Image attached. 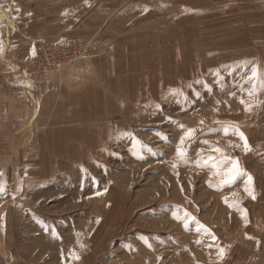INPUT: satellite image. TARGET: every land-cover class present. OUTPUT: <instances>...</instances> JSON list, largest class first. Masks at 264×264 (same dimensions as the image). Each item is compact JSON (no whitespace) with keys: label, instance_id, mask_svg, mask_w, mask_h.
Wrapping results in <instances>:
<instances>
[{"label":"rangeland","instance_id":"1","mask_svg":"<svg viewBox=\"0 0 264 264\" xmlns=\"http://www.w3.org/2000/svg\"><path fill=\"white\" fill-rule=\"evenodd\" d=\"M60 2L65 27L19 26L32 51L22 54L23 44L12 59L2 44L12 11L31 3L0 0L2 67L33 101L25 131L0 154V212L14 219L0 229L14 231L7 244L18 264H264V0L50 5ZM76 5L79 31L69 12ZM40 43L86 52L57 67L29 65ZM110 44L132 56L122 72L106 67ZM69 77L89 93L104 88L118 115L90 119L87 151L57 155L53 139L31 137L28 121L41 110L38 83ZM233 162L247 175L225 183ZM248 175L255 199L245 192Z\"/></svg>","mask_w":264,"mask_h":264},{"label":"crops","instance_id":"2","mask_svg":"<svg viewBox=\"0 0 264 264\" xmlns=\"http://www.w3.org/2000/svg\"><path fill=\"white\" fill-rule=\"evenodd\" d=\"M24 1L31 3L29 6L31 9L23 6L17 13L15 8L18 6L14 7L11 20L7 26V28L9 27L8 36L6 37V41L2 43L4 48L8 47V55L10 58L12 57V59L21 58L22 54H30L32 51V45L30 46L32 43L26 41L24 38H19V26L22 27V25L26 24L27 26L35 28L38 25L51 27V24H62V26H58L60 28L52 27L56 31L59 29L61 30V27H65L64 25L68 22L67 10L65 9L66 6L64 2H60L56 8H53L50 5L51 0H22V2ZM58 6H60V8ZM52 8L62 11L58 12L57 15L56 13H51ZM72 8L73 11L69 12L73 13V22L79 31L77 5ZM28 13H31V15L29 16ZM51 14H53V16L50 18ZM25 18H27L28 21L23 23ZM58 41L60 43H65L62 38L56 39V42ZM26 43L29 44L28 48L25 47V50L21 54L18 50ZM109 51L106 67L114 68L115 66L116 68L117 65L116 70L119 69L121 72L122 69L127 68L125 66L122 67V65L124 62L132 59V56L127 52L126 45H123L120 50L116 49V51L111 47ZM1 54L3 55V53H0V57ZM115 54L119 56L116 58ZM2 66L3 62L0 58V154L6 156L5 154L12 149L11 141L15 138L13 135L25 131L26 120L29 116L30 106H33V101H31L30 104L28 97L25 92H23V87L21 86L22 82L18 75L13 72L12 69L7 70ZM96 69H100L99 64ZM122 75L123 73H121L120 77L117 79V83L119 84H121L120 80L123 78ZM1 82L5 85H1ZM103 89L102 87L97 88V86H94L93 91L89 93L87 88L86 90L83 89L82 78L81 81H73L72 78L69 77L67 80L64 79L55 82L43 81L38 83L36 90L39 94L38 99L41 100V106L39 105L41 110H39L38 113L35 111L34 115H31L32 117L28 121L31 122L30 129L34 127L36 132V134L31 135V137H49L53 139L51 142L52 154L55 152L57 155H60L63 152L69 153L75 151L76 153H81L87 151V145L90 144L86 142L87 135H96L92 130L93 127H91L90 119H93L94 116L111 117L117 114V112H113V108H111V104L116 102V98L114 99L111 96L106 98L103 94ZM88 94H91V96H88ZM125 96L130 99L128 94L125 93ZM106 105H108V107H106ZM39 106L35 108L38 109ZM4 142H6V144H4ZM66 146L68 148H66ZM12 220H14L13 216H8L6 213L0 212V221ZM9 231L11 232L10 235H8ZM0 233L1 264H18V261H16L17 258L13 256L14 253L12 250L14 249L11 248L13 246L7 244V238L11 237L14 231L6 230L5 225L0 229Z\"/></svg>","mask_w":264,"mask_h":264},{"label":"snow or ice","instance_id":"3","mask_svg":"<svg viewBox=\"0 0 264 264\" xmlns=\"http://www.w3.org/2000/svg\"><path fill=\"white\" fill-rule=\"evenodd\" d=\"M15 11L18 13L20 11V9L17 7V8H15ZM28 15L30 16L31 13H28ZM33 55H34V52H33ZM256 77H257V69L253 68L252 69V75H251L250 79L255 80ZM255 90H256L255 89V85H253V89H252V91L249 92V95H252L253 92H255ZM241 103H244V101H241ZM192 131L193 130H188V131L185 132L184 136L181 137L180 145H183L185 139L191 137ZM224 131H225V134H227V129H225ZM238 135H239L240 139L242 141H244L245 152L247 153L248 151H251L252 149L249 146V144H248L246 138L243 136V134L242 133H238ZM213 151L220 152L221 150L219 148H214ZM177 156H179V157H184L185 156V152H183L181 147H179V146L177 147ZM209 159H211V157ZM205 163H207V161H205ZM197 166H199V164ZM174 167H175V165H174ZM225 175L227 176V179L224 182L225 183H232L237 178V176L247 175V174L243 173V171L238 168L236 162H233L232 168L229 169V171ZM251 183H252V177L250 175H248L247 176V180H246V184L248 185V187L245 188V192L252 199H255V196L253 195V192H252V189H251ZM2 192H3V187L0 186V193H2ZM225 203H227V200H225ZM215 239H216L215 237H212L213 241H215ZM197 243H198V241H197ZM218 255H219V257L221 259L224 257L225 252H224L223 248L218 249Z\"/></svg>","mask_w":264,"mask_h":264},{"label":"built area","instance_id":"4","mask_svg":"<svg viewBox=\"0 0 264 264\" xmlns=\"http://www.w3.org/2000/svg\"><path fill=\"white\" fill-rule=\"evenodd\" d=\"M83 52L86 51H84L81 44L76 46H66V48H48L45 44L40 43L37 46V51L33 58L29 61V65H34L38 60L45 59L48 62V65H45L46 63L44 64L45 67H57L60 65V62L79 58ZM33 73H35V71H33Z\"/></svg>","mask_w":264,"mask_h":264}]
</instances>
